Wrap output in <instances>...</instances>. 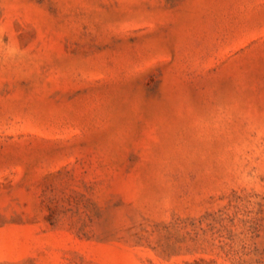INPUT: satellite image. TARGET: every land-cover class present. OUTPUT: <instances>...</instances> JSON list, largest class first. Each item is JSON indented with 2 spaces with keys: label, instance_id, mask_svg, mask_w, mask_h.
<instances>
[{
  "label": "rangeland",
  "instance_id": "rangeland-1",
  "mask_svg": "<svg viewBox=\"0 0 264 264\" xmlns=\"http://www.w3.org/2000/svg\"><path fill=\"white\" fill-rule=\"evenodd\" d=\"M0 264H264V0H0Z\"/></svg>",
  "mask_w": 264,
  "mask_h": 264
}]
</instances>
